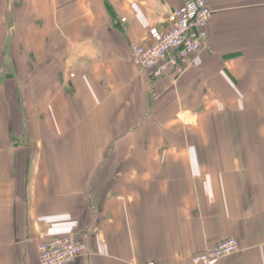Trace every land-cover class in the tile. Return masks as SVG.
Returning <instances> with one entry per match:
<instances>
[{"label": "crops", "instance_id": "crops-1", "mask_svg": "<svg viewBox=\"0 0 264 264\" xmlns=\"http://www.w3.org/2000/svg\"><path fill=\"white\" fill-rule=\"evenodd\" d=\"M185 0H0V264H264V0H206L207 47L154 82L134 44ZM123 19H126L123 21Z\"/></svg>", "mask_w": 264, "mask_h": 264}, {"label": "built area", "instance_id": "built-area-1", "mask_svg": "<svg viewBox=\"0 0 264 264\" xmlns=\"http://www.w3.org/2000/svg\"><path fill=\"white\" fill-rule=\"evenodd\" d=\"M211 17L212 9L206 0H185L169 11V27L159 39L148 45H132L131 61L150 73L152 87L156 80L169 75L178 78L188 71L208 45ZM239 250L237 238L228 237L215 247L192 255L191 264H217ZM38 251L39 264H73L86 254V244L71 236H56L41 242Z\"/></svg>", "mask_w": 264, "mask_h": 264}]
</instances>
